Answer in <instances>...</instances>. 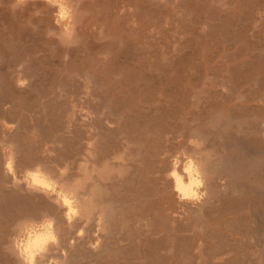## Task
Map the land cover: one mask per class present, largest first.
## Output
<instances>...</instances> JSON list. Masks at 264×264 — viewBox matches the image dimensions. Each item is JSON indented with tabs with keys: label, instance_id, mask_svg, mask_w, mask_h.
<instances>
[{
	"label": "bare ground",
	"instance_id": "1",
	"mask_svg": "<svg viewBox=\"0 0 264 264\" xmlns=\"http://www.w3.org/2000/svg\"><path fill=\"white\" fill-rule=\"evenodd\" d=\"M68 1L69 5L74 9L73 23L75 25L77 22L75 15L78 13L76 9L78 10V1L81 2V0H77L78 3L76 0ZM70 1H72L71 4ZM235 1L238 3L241 11H244L247 17H249V20L250 17L251 19L254 18L253 21L255 20V22L264 20V0ZM8 2L10 3V0ZM213 2L216 3L215 0ZM127 4L129 3L127 2ZM34 7L41 8V15L31 18L44 23V30L42 31L45 34L49 29L55 30L57 33L62 32L63 29L58 28L54 24V12L56 9L40 4H29L27 9L33 10ZM117 7L116 11H122L123 9L121 10V8L124 6L123 4H119ZM134 7L136 8V6ZM168 8L169 6L166 9ZM217 8L218 6L213 8V15L218 13ZM209 10L211 11V9ZM120 11L118 12L120 13ZM128 11L129 14L132 10ZM125 12H121V14ZM129 16L126 17L131 18ZM120 17L122 18V15ZM214 17L212 16L211 18ZM215 19H213L214 21H210L211 26L214 28L226 27L227 29L231 26V30L233 27L235 28V31H233L234 35H230L232 37L229 39L242 42L241 51L238 53L241 57L246 56L243 60H239L241 62L238 61L239 63L234 64L235 66L231 67L230 65V68L226 67V74L223 73L225 76L221 79L209 78V76L203 79H198V77L197 79L192 77L187 78L186 76L173 77V75L153 76L138 73L137 68L135 70L131 69L127 75H121L124 66L122 63L120 64L122 61L118 62L120 51L112 48V42L101 43L102 45L99 46L98 51L99 53L102 50L108 52L110 54L109 60H96L98 62H94L96 64L92 68L94 74L89 71L90 69L88 70L90 73L78 72L82 69L78 67L82 63L79 64L78 61H75L74 52L71 50L66 52L73 57H70L69 61L61 59L59 67L60 69L65 67L71 69L72 65H75L70 74L68 73L66 77H62L64 74L61 76L57 70H48L49 74L53 75L51 79L53 81L57 80L58 86L55 85V87L57 86V90L53 91V93L55 94L54 96L57 95V98H61V100L58 99V103L62 102L63 96L73 94V97L71 96L74 99L73 104H70L68 100L66 101V106L60 103L61 105L63 104L62 108L65 107L61 111L56 100H52L55 97L46 99L47 101L44 99L45 102L42 100V97L40 99L43 102L38 103L34 101L31 105H28L22 99L23 96L16 93L15 86L17 83L14 86L15 79H26V81H29V77L34 71V58V63L30 67L25 63L24 59L18 63H16L17 60L15 59V63L8 64L6 72L0 69V78L4 77L6 80L5 88H3L0 96V106L4 110L5 108H13V106L15 109L16 106L14 104L16 102L14 101L18 99V103L16 104L21 103L22 112L25 110L23 116L21 115L22 120L20 117L15 119L16 125L20 124L21 126V124L29 121L26 120L24 122V119L27 115L26 111H31V109H27L30 106H34L35 110L40 109L38 112L42 111L48 118L53 117L52 119H54V121L52 120L53 125L51 124L48 131H45V136L50 135L51 139L47 138L52 142V144H48L47 146L43 144L42 147L38 146L41 143L40 141L37 146L36 144H18L14 139L15 135L10 134L11 131L6 130V136L4 137H2L3 133L1 134L0 264H22L20 258L11 248V238L14 235L12 231L13 225L18 220L24 218L39 221L44 215L55 219V229L59 237V248H54L53 252L59 256L60 249L66 250V259L60 257L61 259H65V264H264V124L252 126L253 124L251 125V123L242 121L245 115H255L254 113L262 111L264 106L241 107L238 104H234V102L229 106V103L226 102L230 99L232 101L233 95L245 101L260 98V88L264 85V46H261L262 41H264V34L262 36H259V34L261 32L264 33V27L256 31L257 36L253 34L258 39L252 41V38L250 39L249 37V30H246L244 27L245 23H241L245 29L243 27L238 29L239 24L238 26L237 24H233V19L230 15H227L222 22L217 20V23ZM21 20L23 21L22 18ZM98 21L100 22V20ZM168 22L173 24L171 21ZM206 23L208 24L207 20ZM263 23L264 21L258 24L257 27L259 28V25L263 26ZM96 24L98 25V23ZM75 29L74 34L70 38L73 41L76 38ZM97 36L95 35V37ZM61 38L65 39V42H69L68 38ZM181 39L179 38L180 42ZM108 47L110 49L106 51ZM71 49L74 50V48ZM255 49L258 52L251 53ZM74 51L76 52V50ZM10 52L12 53V51ZM168 52L170 54V51ZM56 53H58V50ZM172 53L175 52L172 50ZM226 53H223V55ZM76 54L74 53L75 56ZM101 54L103 56V53ZM169 54H166V57ZM38 55L37 57H39ZM29 57L31 59V56ZM44 57L43 55V59ZM45 60L43 61L46 62ZM9 61L6 60V62ZM41 63L43 62L41 61ZM57 63L55 67H57ZM3 65L5 64L3 63ZM50 65L49 67L53 66ZM4 67L3 69H5ZM40 67L41 64L38 68ZM35 70L37 71L38 69ZM100 70L104 74H99ZM43 73L48 74L47 71ZM46 74L43 75L47 77ZM109 74L111 76H108ZM38 75L41 76L42 74ZM249 81H253V84L256 86V93H254L255 91L247 92L244 89L242 91L239 90L244 83ZM203 84H205L207 89H204L202 92L203 89L198 90V87L203 86ZM78 86L81 87L82 94L80 91H76L75 88ZM236 93H239V95H235ZM137 96L140 97L137 98ZM8 103L11 105L5 107ZM224 105H227L225 110L222 108ZM15 110L18 111L19 108ZM30 111L28 113L31 114ZM32 111L34 112V110ZM7 112L9 113V111ZM41 116L43 118V115ZM4 117L7 119V116ZM12 118L6 121L9 123L14 120ZM178 120H181V122H178ZM39 122L42 121L39 120L38 124L35 122L37 126L35 128H39L41 132L42 125ZM27 124V126L24 125L26 128L29 127V122ZM202 125H207L208 128L201 129ZM17 126L15 127L17 128ZM230 128L235 129V131H232ZM18 130L20 129H16V132H19ZM135 130L140 131L134 133ZM256 131L258 133H255ZM189 139L197 140L202 144V147L195 149L190 146L188 144ZM18 140L20 139L18 138ZM10 144L14 146V171L17 177H21L26 169L41 165L43 171L56 178L60 184L65 185L67 191L75 192L82 215L88 216L91 214L92 216V223L85 228L83 237H78L76 234L83 226V221L78 220L69 228L64 217L65 209L59 207L39 192L27 191L23 185L12 186V176L5 168L8 156L7 148ZM80 144L81 146H79ZM185 145L187 151L196 157L204 173V191H206L207 195L199 203L178 200L173 187L174 181L168 176L172 168L173 156L179 152L181 147L184 148ZM22 146L26 149L25 152L20 150ZM101 148H103L102 152H100ZM82 150H86L85 152H88L89 156L93 155L96 157L97 155L94 154L96 152L100 154L98 158L91 157L94 160L93 164H90V160L89 163L84 160L86 162L84 163L81 157H84L86 154L84 155ZM80 151H82V156L80 155ZM51 152H56V154L53 155ZM71 159L73 161L76 160L77 163L71 164V162L73 163ZM94 164L100 166L95 165L98 171L95 170ZM65 165L68 166V172L65 176L61 177L58 168H63ZM72 165L74 166L72 167ZM93 167L95 168L92 169ZM93 171L97 173L94 174ZM242 174L249 176L248 178H241ZM98 178L105 180L106 184L101 186ZM76 181H79V183H76ZM52 199L55 198L53 197ZM126 212L132 213V220H125L121 226L120 224L119 226L112 224L111 220L114 217H123ZM101 214H103L104 231L98 232L97 219ZM226 214H230V217H224ZM97 240L100 243L94 249L90 245L96 243ZM128 240L135 242L138 248L140 246L145 248L142 254L143 257H138L140 260L141 258L143 259L142 263L135 261L138 258L133 263L125 261V253L128 251L126 250L123 253V250L128 244L124 246L123 242ZM70 241H75V243L70 244ZM136 246L134 247L135 250L130 249L129 252L132 250L135 253H139L140 251L136 250ZM134 252L131 253L135 254ZM131 253L129 254L130 260L131 255H133ZM121 255L125 256L122 262L120 260L122 258ZM107 257L109 258L107 262L102 260Z\"/></svg>",
	"mask_w": 264,
	"mask_h": 264
},
{
	"label": "rangeland",
	"instance_id": "2",
	"mask_svg": "<svg viewBox=\"0 0 264 264\" xmlns=\"http://www.w3.org/2000/svg\"><path fill=\"white\" fill-rule=\"evenodd\" d=\"M8 1L9 0H0V46H1L0 47V66L2 67V68L0 67V69L2 71H5V70L7 71L8 64L9 63L13 64V63L16 62V60H17L16 63H18L20 61H23V59H24L25 63L27 65H29V67H30V65H32L35 62L34 63L35 65L33 64L34 71L32 69H30L31 71H33L32 72L33 74H31L30 77H29V81L30 82L27 81L28 83L25 86H23V87H19L18 86V82L26 81V79H21V80H18V79L16 80L15 79V83H14V86L17 83V85L15 86L16 93H18L19 95H22L23 96L22 99H24L28 105H31L32 102H34V101H37L38 103H41V101L42 100L44 101V99H45V101H47L48 99L54 98V97L56 99L54 98L52 100H56V103H58V101L61 100L60 97H58V98L56 97L57 95L54 96L55 94L53 93V91L57 90L58 84H57V80L56 79L54 81L51 79V78H53V75L49 74L48 70L49 71H52V70L56 71L57 70L58 74H60L61 76L63 74L65 75V76L63 75L62 77H66L68 75V73L70 74V72L73 71L75 65H72L71 69H69L68 67H65L63 69L59 68L61 59L63 57L62 55L65 54V52L69 51V50H71L74 53H77L76 56L73 53L74 59L76 58V60H75L76 62L78 61L79 64H81V63L84 64V65L81 64L80 66H78V67L82 68L80 70L78 69L79 71L77 70L78 72H81V73L82 72L83 73H90L89 71H91V73L94 74L92 72V68L96 64L94 62H98L100 60H107V59L109 60V55L110 54L108 52H104L103 50H102L103 52L101 51L99 53L98 48H99V46L102 45L101 43H111L112 42L113 43V44L111 43L112 48L115 49V50L120 51V54H121V55L119 54V58H118V62L122 61V62H120V64L122 63V65L124 66L121 75H127L131 71V69L135 70V68H137L136 70L138 71V73H141V74L145 73V74L153 75V76H171V75H173V77H175V76L176 77H178V76L179 77L180 76L185 77L186 76L187 78H191L192 77V78H196V79H197V77H198V79H203L204 77L206 78L207 76H209V78H214V79L215 78H220L221 79L222 77L225 76L224 74H226V69L230 68L229 67L230 65H231V67L235 66L236 63L241 62L239 60H243L244 58H246V56H242L243 57L242 58L241 55L239 56V53H238L239 51H241V47L243 45V44H241L242 42L240 43V41L236 42L235 40L233 41V39H231V40L229 39L230 37H232L230 35H234L233 34V31H235L234 27L232 28V30H231L232 26L228 27L227 29H226V27L214 28L213 26H211L210 21H214L213 19L216 18L215 21L217 23H218V21L222 22L224 20V18H226L227 15H230L232 17V19H233V24H237V26H238V24H239V26L241 25V27H239V26L237 27L238 29L242 28L245 25L244 27L246 28V30L247 29L249 30V37H250V39L252 38L251 39L252 41L258 39L257 37L254 36V35H256V31H258L260 28L264 27V23H263V26L259 25V28L257 27L258 24H260L264 20H262L261 22H259V21L255 22V20L253 21L254 18L251 19V17H250V20H249V17H247V15L244 13V11H241L240 7L238 6V3H236L235 0H230V2H228L229 0H226V1L225 0H222V1L218 0V3H217V0H215L216 3L213 2L214 0L213 1L212 0L211 1L210 0H198V1L197 0H195V1L194 0H192V1L191 0H186L187 2L185 0H174V1L173 0L172 1H168V0H154V1L153 0H150V1L149 0L148 1L147 0H141V1L140 0H131V2H129V0L128 1L127 0H81V2L78 1L79 2V4H78L79 7H77L78 10L76 9V12L78 11V13H76V15H75V20H77L76 24L78 25L77 26L75 24L76 25L75 26V28H76L75 29L76 30V38H75L74 41L76 42V47H73L74 50H76V52H75L73 49H68L67 50V48L61 47L59 45L60 44L59 41H57V40H56L57 42L54 41L56 38H54V40H52V38H47L45 36L46 35L45 32L42 31V30H44L43 29L44 28V26H43L44 23L42 21L38 22L36 19L31 18L30 13L32 12V10L26 9L25 11H23L21 13L17 12L15 14L17 17L15 15H11L10 12H9V5L7 6V4L9 3ZM72 1H74V0H72ZM72 1H70V4H71ZM118 1H119V3H118ZM122 1L126 2V3H123ZM137 1L139 2V4H138ZM143 1H144V4H143ZM67 2L69 3L68 0H67ZM76 2H77V0H76ZM127 2L129 4H127ZM159 2H161V3H159ZM165 2H166V4H165ZM154 3H155V5H154ZM119 4H123V6H124V7L121 8V10L123 9L122 11L118 10V11H120V13L118 11H116L118 9L117 5L119 6ZM148 4H150V5H148ZM159 4H161V5H159ZM185 4H186V6H185ZM213 4L215 6H218V8L216 9L218 11V13H216L214 15L212 14L214 12L213 8L215 7ZM221 4H222V6H221ZM133 5L136 6V8ZM137 5H140V6H137ZM162 5H164V6H162ZM125 6H126V8H125ZM167 6H169L168 9H166ZM209 9H211V11ZM128 10H132L129 13L130 16L128 14V12H129ZM29 11H31V12H29ZM124 11H126V12L121 14V12H124ZM114 12H116V13H114ZM133 13H135V14H133ZM167 13H171V14H167ZM210 13H211V15H210ZM121 15H122V18L120 17ZM124 15H125V17L129 16L131 18H127V17L125 18ZM132 15H134V16H132ZM162 15H164V16H162ZM168 15H170L169 16L170 18L168 17ZM117 16H118V18H117ZM212 16L213 17L215 16V17L211 18ZM21 18L23 19V21L21 20ZM134 19H136V20H134ZM263 19H264V17H263ZM29 20L33 21L32 24H35L37 22L36 24H38V28H39L38 31H36V32L31 31L32 29L28 25V21ZM98 20H100V22ZM206 20H207L208 24L206 23ZM247 20H248V22H247ZM39 21H40V19H39ZM168 21H171L173 24H171ZM92 22H93V24H92ZM149 22H150V24H149ZM96 23H98V25ZM168 23H170L171 25L168 24ZM241 23H243V24L245 23V24L243 25ZM155 24H156V26H155ZM172 25H173V27H172ZM103 26H104V28H103ZM163 26H165V27H163ZM169 28H171V29H169ZM102 29H103L104 32L102 31ZM28 30L31 31V32H29ZM253 31H255V32H253ZM163 32H164V34H163ZM209 33H210V35H209ZM263 34L264 33L261 32L259 34V36H262ZM35 35H37V36H35ZM95 35H98V36L95 37ZM39 36H41V37L39 38ZM42 36H43V38H42ZM178 37L180 39L182 38L181 42L179 41ZM201 39H203V40H201ZM190 40H192V41H190ZM7 42H8V44H7ZM9 42H11L12 44L9 43ZM174 44H175V46H174ZM176 45H178V46H176ZM180 46H181V49H180ZM261 46H264V41H262ZM145 47H147V48H145ZM168 47H170V48H168ZM175 47H179V48L176 49ZM167 48H168V50H167ZM32 49H34V50H32ZM108 49H110V48L108 47L106 49V51H108ZM5 50H6V52H5ZM27 50H28V52H30V50H32V51L30 53H28ZM40 50H41V52H40ZM53 50H55V51H53ZM57 50H58V53H56ZM172 50L175 53H172ZM10 51H12V53ZM168 51H170V54H169ZM25 52H27V53H25ZM255 52H258V50L255 49L251 53H255ZM19 53L22 54V55H20ZM31 53H32L33 57L31 55ZM34 53L39 54L38 56L39 57L41 56V57L40 58L37 57V54H34ZM85 53H86V55H85ZM101 53H103V56H102ZM223 53H226V54L223 55ZM233 53H234L235 56L233 55ZM27 54H28V56H27ZM42 54L45 56L44 59H43V55ZM53 54H54V56H53ZM166 54H169V55H167V57H166ZM68 55L71 58L73 57L70 54H68ZM221 55H223L224 57L223 56L221 57ZM19 56H21V57H19ZM29 56H31V59H30ZM26 57H27V59H26ZM136 57H138V58H136ZM33 58L35 60L34 62H33ZM141 58H143V59H141ZM165 58H166V60H165ZM42 59L43 60L46 59L45 60L46 62H44ZM6 60L7 61L10 60V61L6 62ZM38 60H39V62H38ZM47 60H49V61H47ZM69 60L70 59H68V61ZM96 60H98V61H96ZM41 61L43 63H41ZM51 61H52L51 65H53V66L50 65ZM2 62L5 65H3ZM27 62H29V63L31 62V63L29 64ZM56 63H57V67H55ZM92 63H93V65L91 66ZM40 64H41V67H40L41 69L38 68V66H40ZM49 65L51 67H49ZM151 65H153V66H151ZM192 65H193V68H192ZM218 65L219 66L221 65V66L219 67ZM3 67L5 69H3ZM83 67H84V69H83ZM89 67H91V68H89ZM152 67H154V68H152ZM35 69H38V70L36 71ZM41 70H42V72H41ZM66 70H67V72H66ZM46 71H47L48 74L43 73V72H46ZM149 71H151V72H149ZM158 71H160V72H158ZM62 72H64V73H62ZM35 73L37 74V76H35L36 75ZM40 73L42 74L41 76L38 75ZM98 73L99 74H104L101 70ZM43 74H46L47 77H45V75H43ZM108 76H111V74H109ZM210 76H212V77H210ZM39 77H40V79H39ZM45 80H47V81L45 82ZM50 81H51V83H50ZM77 81H79V80H77ZM2 82H3V84H2ZM5 82H6V80H5L4 77L0 78V83H1V85H0V89H1L0 90V96H1V94L3 92L2 91L3 88H5V86H4V85H6ZM36 82H37V84H35ZM78 83H80V82H78ZM36 85L41 86V87H38ZM55 85H57V86L55 87ZM46 86L47 87L49 86V87L47 88ZM54 87H55V89H54ZM79 87L80 86H78L75 89H76V91H80V93H81L82 89H81V87L80 88ZM255 87L256 86L253 84V81H249L247 83H244L243 86L239 88V90L242 91L244 89V90H247V92L248 91H251V92L255 91L254 93H256ZM45 89H47V90H45ZM77 89H79V90H77ZM199 89L200 90L203 89L202 90V92H203L204 89L206 90L207 88H206L205 84H203V86L201 85V86L198 87V90ZM260 89H261V96H260L259 99L256 98V99L246 100L245 101V100H243L241 98L238 99V97L233 95L234 97L232 96V101H230L231 100L230 99V100H228L226 102L229 103V106H231L233 104V102H234V104H236V105L238 104L241 107H261V105L264 106V101H263V98H264V85H262V88H260ZM17 91H19V92H17ZM50 91H52V92H50ZM41 93H42V95H41ZM44 94H45V97H44ZM199 94H201V93H199ZM47 95H48V97H46ZM72 95L73 94H70V95L68 94L67 96H63L62 97L63 98L62 102L60 101L58 103L59 105L57 104L59 106L60 110L65 108V107L62 108L61 106H63V104H64V106H66V101L67 100H68V102L70 104H73V102H74L73 100L74 99H72V97H73ZM235 95L238 96L239 93H236ZM139 97L140 96H137V98H139ZM40 98H42V100ZM193 99H195V98H193ZM69 100H71V101H69ZM17 101H18V99H15L14 102L18 103ZM28 101H30V102H28ZM16 103L14 105L16 106L15 109L19 108L18 111H16L14 109L13 105H12L13 108L11 107L13 110L11 108H9V109L5 108V110H4V108H2L0 106V113H1L0 114L1 115V117H0V139L2 137L6 136L5 131L7 130L9 132L11 131L10 132L11 135H15L14 139L17 141L18 144H21V143L22 144H27V145L28 144H31V145H35L36 144V146H37L39 141L41 143L38 146H41V147H42V144L44 146L45 145L47 146L48 144H52V142H50L51 141L50 140L51 139L50 135L47 136V137L50 138V139H48L45 136V133L48 131L50 125L51 124L53 125V122H52V120L54 121V119H52L53 117L51 118L49 116L51 118L50 119V118H48V116L45 115L44 112H42V111L38 112V110H40V109L35 110V108H33L34 106L33 107L30 106L27 109H31V111L26 109L27 110L26 111L27 115H26V118L24 119V122L26 120H29V121H26L25 123L21 124V126H20V124L19 125L17 124L18 125L17 126L16 122H15V119H18L20 117L21 120H22L21 115L23 116V112L25 110H23V112H22L21 103H19V104H16ZM60 103H63V104L61 105ZM202 103H200V104H202ZM10 105L11 104L8 103V104L5 105V107L6 106L9 107ZM222 108L225 110L227 108V105H224ZM32 110H34V112H36V113H34ZM1 111L3 112V114H2ZM7 111H9V113ZM28 111H30L31 114L28 113ZM83 111H84V109H83ZM15 112H17V113H15ZM32 112H33V114H32ZM263 112H264V109L262 111H260V112L254 113L255 115L247 114V115H245V117L242 118L243 119L242 121H246L247 123H251V125L253 124L252 126H257V125L260 126V124L263 125L264 124V121H263L264 120V114H263ZM32 115H33V117H32ZM41 115H43V118H41L42 117ZM4 116H7V119H9V118L11 119L13 117L12 118V119H14V120H12L13 122L11 121V122L8 123V121H6L7 119ZM28 116H30V117H28ZM3 117H4V119H3ZM35 117H36L35 120L42 121V122H39V124L42 125V127L40 125L41 132H40L39 128H35V127H37L35 124L36 123L38 124V121L34 120ZM28 118H30V119H28ZM39 118H41L42 120L39 119ZM28 122H29V127L26 128L24 125L27 126ZM178 122H181V120H178ZM1 124H3V125L1 126ZM11 126H13V127H11ZM15 126H17V128ZM111 126H114V125H111ZM14 127L16 129H20V130H18L19 132H16V129ZM200 128L201 129L202 128L206 129V128H208V126L207 125H202ZM26 130H27V132H26ZM231 130L235 131V129H233V128ZM139 131L140 130H135L134 133H138ZM255 133H258V132L256 131ZM1 134H2V137H1ZM18 138L20 140H18ZM21 140H22V142H20ZM79 146H81V144ZM182 149L187 151L186 145H185L184 148L181 147L179 151H181ZM20 150L21 151L23 150L25 152L26 149L22 146ZM102 150H103V148H101L100 152H102ZM82 151H83L84 155L85 154L88 155V152H85L86 150H82ZM82 151H80L81 152L80 153L81 156H82ZM51 153L53 155L56 154V152H54V153L51 152ZM94 154H96L97 156L96 155H95L96 157H94L93 155H90V156L89 155L88 156L85 155L84 157L83 156L81 157L80 155L79 156L81 157V160L83 159L82 161L84 163H86L85 161H87V163H89V160H90V164H93L94 160H92V158L93 157L94 158H98L100 153L98 154V152H96ZM85 157H87V158H85ZM78 159L80 160V158H78ZM71 161H73V160L71 159ZM74 162H75V164L77 163L76 160H74L73 163L71 162V164H74ZM90 164H88V165H90ZM100 164H101V161H100ZM100 164L98 163V165H100ZM95 165L96 164H94L93 166H95ZM98 165H96V166H98ZM73 166L74 165H72V167ZM100 166H98V167H100ZM95 167H93L92 169H94ZM96 169H97V167L95 168V170ZM96 171H98V170H96ZM96 171H95V173H97ZM93 173H94V171H93ZM248 176L249 175L242 174L241 178H243V177L244 178H248ZM99 183H100L101 186L106 184L105 180H103L102 178H101V180L99 179ZM224 217H230V214H226ZM132 218H133L132 213L126 212V214L123 217H114L113 220H111V222L114 225L119 226V224H120V226H121L122 222H124L125 220H132ZM125 242H127V243H125ZM125 242H123V245L125 246L126 244H128V246H126L125 249L123 248L124 249L123 253H125L126 250L128 252H129L130 249L133 250L134 247L136 246V243L135 242H131L130 240L125 241ZM128 242H130V243H128ZM132 244H133V246H132ZM132 250H131V252H134ZM136 250L140 251V252L139 253L138 252H136V253L134 252L135 254H133L131 252H129V253L127 252L128 255H127V253H125L126 254V258H124V259H125V261L127 260L126 262L133 263L134 260L137 259L139 256L143 257L142 254H143L145 248L140 246L139 248L137 247ZM130 253L133 254V255H131V260H130V257H129ZM122 255H121L122 258L120 259L121 262L123 260V257H125V256H122ZM133 256H134V258H133ZM128 258H129V260H128ZM132 258H133V260H132ZM102 260L107 262L109 260V258L107 257V258H104ZM135 261H139V262L142 263L143 259L141 258V260H140L138 258V260H135Z\"/></svg>",
	"mask_w": 264,
	"mask_h": 264
},
{
	"label": "clouds",
	"instance_id": "3",
	"mask_svg": "<svg viewBox=\"0 0 264 264\" xmlns=\"http://www.w3.org/2000/svg\"><path fill=\"white\" fill-rule=\"evenodd\" d=\"M29 4H40L56 9L54 24L63 30L57 33L55 30L49 29L46 32V37L56 38L61 47L67 49L76 47V42L70 39L75 28L73 23L74 9L67 0H10L9 12L11 15L23 12ZM40 15V7H34L30 13L33 18ZM28 25L33 32L38 31V25L32 24L31 20L28 21ZM61 37L68 38L69 42H65V39ZM69 58L68 52H65L62 59L67 61ZM27 83V81L18 82V86L23 87ZM188 144L195 149L202 147V144L195 139H189ZM13 148V145H8V156L5 164L7 172L12 176V186L23 185L27 191L39 192L65 209L64 217L69 228L78 220L83 221V226L76 233L78 237H83L85 228L92 223V216L91 214L88 216L82 215L75 192L67 191L66 186L60 184L50 174L45 173L41 165L26 169L21 177H17L14 171L15 153ZM58 171L60 176L63 177L68 172V166L58 168ZM168 176L174 181V191L180 201L199 203L207 195L204 191L205 180L201 166L196 157L186 150L182 149L173 156L172 168ZM76 183H79V181H76ZM53 197L55 199H52ZM97 230L98 232L104 231L103 214L97 219ZM12 231L14 235L11 238V248L20 258L22 264H65L66 250L60 249L59 256L53 252L54 248H59V237L53 217L44 215L39 221L29 218L20 219L13 225ZM72 243H75V241H70V244ZM99 243L100 241L97 240L96 243L90 246L95 249L99 246Z\"/></svg>",
	"mask_w": 264,
	"mask_h": 264
}]
</instances>
